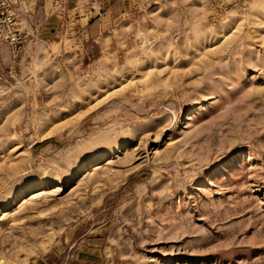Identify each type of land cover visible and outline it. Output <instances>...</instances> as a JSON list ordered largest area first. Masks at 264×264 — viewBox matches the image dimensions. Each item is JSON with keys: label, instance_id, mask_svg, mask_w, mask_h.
Returning a JSON list of instances; mask_svg holds the SVG:
<instances>
[{"label": "rangeland", "instance_id": "obj_1", "mask_svg": "<svg viewBox=\"0 0 264 264\" xmlns=\"http://www.w3.org/2000/svg\"><path fill=\"white\" fill-rule=\"evenodd\" d=\"M0 264H264V0H7Z\"/></svg>", "mask_w": 264, "mask_h": 264}, {"label": "built area", "instance_id": "obj_2", "mask_svg": "<svg viewBox=\"0 0 264 264\" xmlns=\"http://www.w3.org/2000/svg\"><path fill=\"white\" fill-rule=\"evenodd\" d=\"M9 7L7 0H0V44H8L17 49L21 47L22 39L14 23V13Z\"/></svg>", "mask_w": 264, "mask_h": 264}]
</instances>
